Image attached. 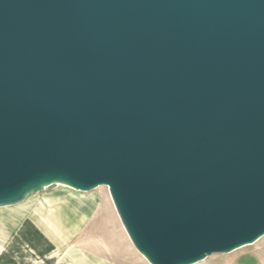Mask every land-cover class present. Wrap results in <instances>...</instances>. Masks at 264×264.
Segmentation results:
<instances>
[{
  "label": "water",
  "instance_id": "obj_1",
  "mask_svg": "<svg viewBox=\"0 0 264 264\" xmlns=\"http://www.w3.org/2000/svg\"><path fill=\"white\" fill-rule=\"evenodd\" d=\"M58 183L150 264L264 235V0H0V206Z\"/></svg>",
  "mask_w": 264,
  "mask_h": 264
},
{
  "label": "bare ground",
  "instance_id": "obj_2",
  "mask_svg": "<svg viewBox=\"0 0 264 264\" xmlns=\"http://www.w3.org/2000/svg\"><path fill=\"white\" fill-rule=\"evenodd\" d=\"M76 191L62 186L57 193L0 208V264H36V228L51 242L64 243L65 236L78 233L97 211L99 200L96 194L85 196ZM108 204L112 219L126 235L110 197ZM72 249L67 254L75 253ZM73 257L77 263L83 262L78 256ZM92 260L105 262L96 256Z\"/></svg>",
  "mask_w": 264,
  "mask_h": 264
},
{
  "label": "rangeland",
  "instance_id": "obj_3",
  "mask_svg": "<svg viewBox=\"0 0 264 264\" xmlns=\"http://www.w3.org/2000/svg\"><path fill=\"white\" fill-rule=\"evenodd\" d=\"M62 186L67 185L58 183L55 186L32 193L16 204L7 206H15L24 202L25 200H28L29 198H37L44 195L57 193ZM73 190L76 191L75 189ZM76 192H81L85 196L96 194L99 200V207L95 214H93V216H91L84 224V227H82L79 234L74 233L70 236H67V238H71L68 241V245L76 246L83 252L85 251L108 258L109 260L113 261V264H150L134 248L127 234H123V232L119 230L117 228V225L113 222V214H111L108 204L110 194L108 192L107 186H99L90 191L77 190ZM2 207L5 206H0V208ZM110 214L112 215V217ZM99 216H104L105 218L103 219L101 217L102 220L97 219V217ZM263 240L264 235L260 236L256 241L246 245H242L230 252L213 253L206 256L201 261L193 264H264V242L262 243ZM44 251L45 250L41 249L40 251H38V255L43 256ZM28 263L31 264V262ZM48 263L67 264L57 261H49ZM72 263L79 264L73 261H70L69 264Z\"/></svg>",
  "mask_w": 264,
  "mask_h": 264
},
{
  "label": "crops",
  "instance_id": "obj_4",
  "mask_svg": "<svg viewBox=\"0 0 264 264\" xmlns=\"http://www.w3.org/2000/svg\"><path fill=\"white\" fill-rule=\"evenodd\" d=\"M104 219V216H99L97 217V219ZM113 222L117 225L116 221L114 219H112ZM84 227V226H83ZM87 228V227H86ZM120 230V229H119ZM81 232V230L77 233L79 234ZM71 238H67L65 236V242H57V241H48L46 240V236L39 231V229L36 228V264H52V263H48L49 261H57V262H64L69 264L70 261L76 262L74 261V257L78 256L79 260H83V262L79 263V264H113L111 260H109L108 258L105 257H101L98 256L97 254H93V253H89V252H83L80 248L76 247V246H70L68 245V241ZM104 241V240H103ZM73 248V249H72ZM45 250L44 251V255L40 256L38 255V251L40 250ZM72 249L75 253L73 254H67V251ZM96 256V257H100L103 258L105 260V262H98L95 260H92V258ZM86 260H84V259ZM87 261V263H86ZM73 264V263H72Z\"/></svg>",
  "mask_w": 264,
  "mask_h": 264
}]
</instances>
